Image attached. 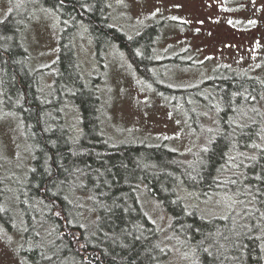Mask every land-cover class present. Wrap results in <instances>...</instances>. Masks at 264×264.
I'll return each mask as SVG.
<instances>
[{"label": "rangeland", "instance_id": "obj_1", "mask_svg": "<svg viewBox=\"0 0 264 264\" xmlns=\"http://www.w3.org/2000/svg\"><path fill=\"white\" fill-rule=\"evenodd\" d=\"M107 1L110 22L128 35L150 23L159 24L153 47L158 62L152 70L159 83L178 91H162L144 77L117 42H107L98 51L84 23L69 13L64 16L61 9L41 0H0V20L11 11L21 20L20 37L27 50L28 68L37 73L38 87L48 101L55 95L54 72L61 32L72 25L68 33L70 44L84 82L100 97L102 130L112 144H163L176 151L180 162L194 166L195 172L208 162L205 150L220 132L216 108L225 107L217 102L214 90L204 86V81L232 75L259 79L262 90L256 82L249 105L241 104L243 96L236 99L237 115L232 119L234 123H259L260 135L253 146L241 155L231 153L220 169L223 183L218 188L200 191L178 185V196L191 210L214 220L210 228L200 232L199 240L188 241L182 234L176 235L171 215L161 203L145 190L144 184L139 192L145 210L160 229L159 239L167 248L166 256L156 264H204L198 255L200 248L207 252V264H219L220 257L226 264H259L256 246L264 263V194L252 191L253 185L242 169L245 162L241 160L255 156L259 146H264V0ZM2 80L0 67V175L5 188L0 206L10 212L8 221L0 218V264H31L24 250L36 246L48 250L53 240L52 225L41 220L27 232L21 193L34 167L36 147L28 136L33 126L26 128L20 112L4 104ZM196 87L200 88L193 92ZM225 113L224 121L228 122L230 112ZM52 117L71 130L72 137L82 130L78 108L68 99L42 116ZM51 127L53 123L48 129ZM254 135L245 133L243 141L251 143L257 136ZM212 183L214 178L207 184ZM70 195L81 205L79 221L93 228L96 214L89 195L78 187ZM38 209L41 213L42 209ZM61 264L81 263L65 257Z\"/></svg>", "mask_w": 264, "mask_h": 264}, {"label": "trees", "instance_id": "obj_2", "mask_svg": "<svg viewBox=\"0 0 264 264\" xmlns=\"http://www.w3.org/2000/svg\"><path fill=\"white\" fill-rule=\"evenodd\" d=\"M41 1L56 10L61 9L64 16L69 13L84 23L98 51L107 42H117L128 52L139 72L159 89L166 92L179 90L159 83L152 70L158 62L153 52L160 30L158 23H150L128 35L110 22L107 0ZM21 26L14 11L0 20L4 104L8 109L12 107L20 112L26 128L33 126L28 136L36 147L34 167L21 193L27 232L44 220L52 225L50 235L53 238L48 250L43 251L40 246L24 250L27 260L31 264H61L62 258L67 257L78 259L81 264H156L166 256L167 248L159 239L160 229L141 202L139 191L143 184L171 215L173 232L182 234L188 241L199 240L200 232L210 228L214 220L191 210L178 196V185L200 191L218 188L219 183H223L219 177L220 169L231 153L241 155L253 146L260 135L259 123L253 120L234 123L235 119H232L237 115L234 106L239 100L236 99L243 96L241 104L249 105L254 84L259 82L261 85L259 79L232 75L204 81V86L212 88L217 102L225 107L216 108L217 120L221 121L220 132L205 150L208 162L195 172L194 166L180 162L176 151L163 144H112L102 130L100 97L84 82L70 44L68 33L72 25L61 32L54 72L55 95L50 101L44 98L38 87L37 73L28 68L27 50L20 37ZM199 88H194L193 92ZM67 99L78 108L81 116L82 130L75 137L55 117L52 120L42 118L44 112L56 109ZM201 99L206 102L203 97ZM225 110L230 112L228 122L224 121ZM190 111L196 113L193 109ZM52 123L54 127L48 129ZM255 128L257 132H253ZM245 133L258 135L248 143L242 138ZM242 158L245 162L242 169L253 185L252 191L264 194V146H259L255 156ZM211 178L214 183L207 184ZM76 187L89 195L96 214L93 228L79 221L81 205L70 195ZM4 190L0 175V201ZM36 206L42 209L41 213ZM0 218L5 221L10 218V212L2 210L1 206ZM261 225L264 227V222ZM255 250L256 262L264 264L259 247ZM47 252L51 255L45 257ZM198 255L207 264L204 248L199 249ZM219 264H226V260L220 257Z\"/></svg>", "mask_w": 264, "mask_h": 264}]
</instances>
